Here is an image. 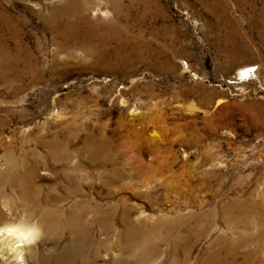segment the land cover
<instances>
[{
  "label": "rangeland",
  "instance_id": "obj_1",
  "mask_svg": "<svg viewBox=\"0 0 264 264\" xmlns=\"http://www.w3.org/2000/svg\"><path fill=\"white\" fill-rule=\"evenodd\" d=\"M60 1L0 0L18 18L14 33H0V45L22 51L19 70L30 63L45 69L36 83L0 80V171L12 150L19 164L24 155L38 160L34 181L43 193L62 194L54 182L72 187L64 174L72 175L82 202L93 199L117 215L129 206L150 222L215 209L204 224L209 236L194 246L199 256L224 229L223 203L233 196L264 200V25L256 13L264 0H226L220 18L201 0H133L121 24L145 45L104 39L100 58L34 13ZM101 8L96 19L114 20L104 0ZM62 147L68 157L48 154ZM1 187L21 213L17 191ZM113 227L122 228L119 218ZM44 238L51 249L54 235L40 227L34 243ZM112 243L102 258L121 253Z\"/></svg>",
  "mask_w": 264,
  "mask_h": 264
},
{
  "label": "bare ground",
  "instance_id": "obj_2",
  "mask_svg": "<svg viewBox=\"0 0 264 264\" xmlns=\"http://www.w3.org/2000/svg\"><path fill=\"white\" fill-rule=\"evenodd\" d=\"M104 1L111 8L114 20L94 17L95 12H102L101 0H62L51 4L46 11L42 8L34 13L58 36L71 38L78 48L98 58L96 54L105 50L102 44L104 39L118 40L121 47H126L133 39L136 45L144 46L145 43L137 37H131L125 31V25L121 24L127 21L125 9H129L133 0H128L127 4H123L122 0ZM201 1L216 17L225 14L221 6L226 0ZM253 1L236 0L241 5ZM256 13L258 23L263 26L264 2ZM17 23L15 14L5 6L0 8V33H14ZM227 23L233 21L227 20ZM234 25L237 29L238 23ZM120 28L124 35L120 34ZM58 48L61 50L62 46L59 44ZM20 54L21 50L11 54L0 45V80L11 84L21 82L26 77L34 83L45 79V69L36 64H26L27 68L19 70L17 63ZM53 141L47 144L52 147V143L55 145ZM50 150L48 154L53 158L60 154L68 157L70 152L66 147H62V152ZM9 153L4 155L8 159L7 167L0 171V229L8 226L16 231L11 234L0 231V264H15V257L21 254L24 264H189L197 257L198 264H264V200L233 196L223 203L219 209L224 229H219L201 249L199 256H194L196 243L210 234L204 224L215 218V209L164 216L153 222H150L149 217H143L141 212L131 215L132 208L129 206L117 215L112 208L101 210L93 199L84 203L81 198H77L81 186L72 175L64 174V179L72 183V187L54 182L56 187L53 188L61 187L62 194L53 195L51 191L43 193V187L34 181L38 160L30 162L24 155L19 164L15 160L16 156L13 158ZM119 170L113 168L112 174L119 175ZM3 185H9L17 191L24 205L21 213L14 208L16 203L13 197L5 194L1 187ZM67 197L74 199L70 204L63 205ZM115 218L122 222L120 230L113 227ZM96 225L100 226L99 235L94 230ZM33 226L54 235L51 249L45 246L50 238H44L39 244L34 241L28 243L20 237V232ZM114 235L115 241L111 243L118 245L121 253L102 258L103 254L108 255L110 252V237ZM65 236L68 239L63 242Z\"/></svg>",
  "mask_w": 264,
  "mask_h": 264
},
{
  "label": "clouds",
  "instance_id": "obj_3",
  "mask_svg": "<svg viewBox=\"0 0 264 264\" xmlns=\"http://www.w3.org/2000/svg\"><path fill=\"white\" fill-rule=\"evenodd\" d=\"M0 231L8 232L11 234L12 232L16 231V229L12 227L5 226L4 228L0 229ZM39 229L35 226L27 229L24 232H20L19 235L23 238L26 242L31 243L34 241V238L38 235ZM15 264H24L23 255H19L15 257Z\"/></svg>",
  "mask_w": 264,
  "mask_h": 264
}]
</instances>
